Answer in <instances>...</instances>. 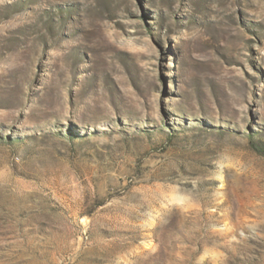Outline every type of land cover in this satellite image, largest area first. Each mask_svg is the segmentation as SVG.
Segmentation results:
<instances>
[{"label": "rangeland", "instance_id": "374dc122", "mask_svg": "<svg viewBox=\"0 0 264 264\" xmlns=\"http://www.w3.org/2000/svg\"><path fill=\"white\" fill-rule=\"evenodd\" d=\"M0 264H264V0H0Z\"/></svg>", "mask_w": 264, "mask_h": 264}]
</instances>
